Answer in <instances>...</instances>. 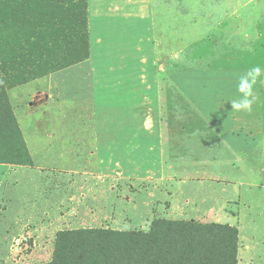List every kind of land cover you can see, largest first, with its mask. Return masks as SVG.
I'll list each match as a JSON object with an SVG mask.
<instances>
[{
  "label": "rangeland",
  "instance_id": "374dc122",
  "mask_svg": "<svg viewBox=\"0 0 264 264\" xmlns=\"http://www.w3.org/2000/svg\"><path fill=\"white\" fill-rule=\"evenodd\" d=\"M142 2L79 0L71 7L54 5L47 25L41 27L31 22L41 14L22 3L11 10L0 8V21L10 27L5 33L12 32L15 39L11 44L0 41V75L15 128L10 143L0 141V156L22 148V141L29 153L28 141L35 163L50 167L48 161L59 169L61 158L54 150L64 143L48 141L52 154L43 158L38 153L43 146H32V137L91 133L89 98L99 89L101 101L107 102H99L100 107L108 106V94H114L108 89L113 88L111 81L116 80L120 102L126 90L129 105L139 101L138 109L126 110L129 120H136L116 121V133L137 134L117 142L116 155L111 157L117 164H111L114 171L108 174L117 179L106 199L108 212L99 221H83L84 216L77 218L70 209L62 220L50 221L59 215L54 207L47 216L41 211L55 203L53 196L64 193L59 185L50 191L38 172H27L29 179L23 182L35 186L21 187L25 198L15 201L13 190H5L14 177L0 174V194H12L4 218L0 216V264L49 262L55 236L62 230L147 231L155 219L235 227L237 264H264V0H243L245 12L239 14L238 30L229 21L227 38L183 37L179 51L176 45L161 47L157 41L94 40L95 32L103 25L109 28V22L133 23L126 12H138ZM158 2L153 1L156 8ZM99 10L104 13L95 14ZM91 69L96 75L87 78L85 71ZM109 70H117L115 79L105 77ZM90 80L96 83L93 91ZM242 81L250 86L246 97L240 91ZM242 99L248 103L235 107ZM100 110L102 128L107 129L109 111ZM139 119H144L143 126L130 124ZM144 136L147 141H140ZM8 166L17 165L0 163V172L8 171ZM79 180L76 175L70 178ZM183 181L182 187L206 184L212 209L203 219L188 212L192 205L185 195L191 191L172 193ZM25 225L30 232L36 228V235L21 236L19 229ZM41 227L49 230L43 235Z\"/></svg>",
  "mask_w": 264,
  "mask_h": 264
},
{
  "label": "crops",
  "instance_id": "0c3cea01",
  "mask_svg": "<svg viewBox=\"0 0 264 264\" xmlns=\"http://www.w3.org/2000/svg\"><path fill=\"white\" fill-rule=\"evenodd\" d=\"M127 1L132 2L133 0ZM153 1L154 0H147L145 2V0H143L142 5L144 6L138 12H134L133 9L131 15H129V12H126V17H133L132 19L135 20L130 25L126 26L125 24H112L109 22L110 27L107 29L103 25L97 34L95 32L94 40L157 41V44L161 47L176 45L179 51L180 41H182L183 37L189 38L190 41H218V39L227 38L226 33L227 30H229V21L234 23L233 29L236 28V30H238L237 25L240 21L239 14L245 12L243 0H159V8L153 5ZM102 13L104 12L99 10L95 14L101 15ZM104 22L105 17L102 18V23ZM195 30H197L198 33L192 34L191 31ZM171 52H173L172 55L175 56L174 51ZM94 72L95 71L91 69L89 72L85 71V75L87 78H93L96 75ZM116 75L117 70H109L105 77L115 79ZM111 82H114L113 85L110 84L114 89L112 87H108V89L110 90L109 92H113L114 94L111 96L108 94V106L100 107L99 102L105 103L106 101H101L99 89L98 91H96V89V92L93 91L96 83L91 81L92 91L94 93V96L91 95L89 98L92 116V118L90 117V120H92L90 122L92 126L91 133L78 136H70L66 133H61L59 138L51 134L44 135L43 137L35 135L29 140V143L34 147H39V145L43 146V148L40 149L42 150L40 151L41 153L38 152L43 158L48 154H52V151L49 150L50 143H48V141L59 139L60 142H63V145L61 144L60 147L56 146V150H54V153L61 158L59 169H55L52 162L46 161V164L48 163L50 167H45L38 162L35 163L32 150H30V145L27 141L26 143L33 164L27 166H8V171L3 173L0 172V174H10L14 177V179L12 178L13 180L10 181L12 183L6 185L5 190H13L12 194L14 195L13 199L15 201L19 200L21 196L25 198L24 195L20 193L21 187L25 186V188L30 190L31 186H35V184L30 186L29 182H23L22 179L24 178L26 181V178L29 179L27 172L36 171L42 179L46 180L45 186H47L46 188L48 190L53 191V188L59 185L60 190L64 192L61 196L59 195V197L53 196L55 203H51L48 209L44 208L41 211L43 216H47L48 210L54 207V210H56L59 215L55 219H50V221L62 220L68 215V213L65 212L69 209L71 210L70 212H74L75 217L79 216V214L84 216L82 218L83 221H91V219L99 221L101 216L105 212H108V203L106 199L111 195V192H113L114 184L117 179L114 178V176L108 175L111 171H114L113 168H110L111 164H117L111 157H115L116 155L118 141L121 140L125 142L127 141L126 139L130 138V135L134 136L137 134V132L130 135L116 133V121L120 120V122L128 124L136 120H129V115L126 110L138 109L137 104L139 102L134 99L133 102L130 101L132 105H129L127 103L129 102L127 99L128 96H125V94H129V92L126 89V92L122 95L124 99L120 102L122 98L117 95L115 90L116 80ZM136 94L139 95V91H136L135 95ZM117 98L119 101H117ZM105 107L109 111L107 129L102 128L99 117L101 114L100 109H104ZM143 122L144 119H139L138 122L130 124L143 126ZM138 128L136 129L137 131ZM135 137L137 138L138 136ZM147 138V136H144V138L140 137V141H147ZM43 140L45 142H42ZM32 149L39 150L33 147ZM103 152H105V159L106 156H108L107 161L103 157ZM38 153L36 152V154ZM75 175L81 177V180L75 182L70 181V178ZM183 183L185 184L186 182L183 181L178 183V187L174 186L172 193H174V191L177 192L176 195L181 193V191H177L178 189L191 191V193H189L190 195H185V199H188L187 203L192 205L188 212L192 215L194 214L196 216L195 219H203L212 209V207L207 204L208 190L206 184L182 187L181 184ZM1 186H3L2 181H0V187ZM172 193L170 197H172ZM10 195H7L5 192L0 194V216L3 218L7 206L6 203L9 201ZM49 195L51 196V194ZM170 206L172 208V203ZM86 216L89 217L85 218ZM28 227L29 225H25L23 229H19L23 232L20 234L21 236L27 235L31 237L36 235V228L30 232L27 230ZM40 229L39 231L43 233V235L49 230L47 227H41ZM51 229L52 226L50 227V230ZM17 237L16 235L13 238ZM242 248L249 250L248 246H242Z\"/></svg>",
  "mask_w": 264,
  "mask_h": 264
},
{
  "label": "trees",
  "instance_id": "16d2710c",
  "mask_svg": "<svg viewBox=\"0 0 264 264\" xmlns=\"http://www.w3.org/2000/svg\"><path fill=\"white\" fill-rule=\"evenodd\" d=\"M79 0H0V8L11 10L22 3L36 11V26L47 25L49 8L71 7ZM80 5V3H79ZM28 22V21H27ZM0 21V41H15ZM54 31V38L57 35ZM2 46L0 45V59ZM10 104L0 75V141L15 138ZM0 163L30 165L27 148L8 151ZM237 229L215 223L155 219L147 231H115L80 228L59 231L54 239L51 260L45 264H237Z\"/></svg>",
  "mask_w": 264,
  "mask_h": 264
},
{
  "label": "clouds",
  "instance_id": "9594fccd",
  "mask_svg": "<svg viewBox=\"0 0 264 264\" xmlns=\"http://www.w3.org/2000/svg\"><path fill=\"white\" fill-rule=\"evenodd\" d=\"M246 86H247V81H242L241 87H240V91L245 94V97L250 94V86H247V90H246ZM247 103H248V101L246 99H242L239 102H235L234 103V106L237 107V108H239L243 104H247Z\"/></svg>",
  "mask_w": 264,
  "mask_h": 264
}]
</instances>
